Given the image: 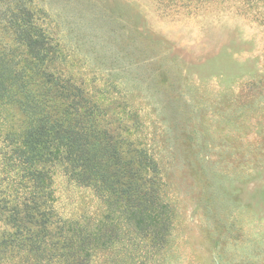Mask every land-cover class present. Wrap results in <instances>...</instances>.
I'll return each mask as SVG.
<instances>
[{
  "label": "rangeland",
  "instance_id": "1",
  "mask_svg": "<svg viewBox=\"0 0 264 264\" xmlns=\"http://www.w3.org/2000/svg\"><path fill=\"white\" fill-rule=\"evenodd\" d=\"M26 12L50 39L43 67L155 160L173 219L154 264H264V0H0V56L15 71L31 61L16 38ZM23 119L0 101V200L22 175L4 138ZM52 171L57 217L105 215L92 189ZM0 250V264H59L56 251ZM117 260L98 251L90 264Z\"/></svg>",
  "mask_w": 264,
  "mask_h": 264
},
{
  "label": "trees",
  "instance_id": "2",
  "mask_svg": "<svg viewBox=\"0 0 264 264\" xmlns=\"http://www.w3.org/2000/svg\"><path fill=\"white\" fill-rule=\"evenodd\" d=\"M29 15L21 16L26 24L16 28V38L31 61L15 71L0 56V101L14 102L24 115L17 139L8 141L9 133L4 138L12 147L8 160L22 175L20 182L11 180L0 200V222L12 231L0 236V249L56 251L59 264H90L98 251L120 256L115 264L158 262L173 211L155 160L109 130L103 110L82 88L43 67L50 39ZM57 166L95 192L105 206L101 219L67 221L55 215Z\"/></svg>",
  "mask_w": 264,
  "mask_h": 264
}]
</instances>
